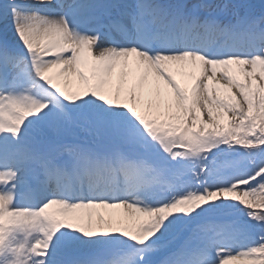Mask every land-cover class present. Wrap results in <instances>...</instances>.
I'll return each mask as SVG.
<instances>
[{
	"label": "snow or ice",
	"instance_id": "snow-or-ice-1",
	"mask_svg": "<svg viewBox=\"0 0 264 264\" xmlns=\"http://www.w3.org/2000/svg\"><path fill=\"white\" fill-rule=\"evenodd\" d=\"M259 9L0 4V264H264Z\"/></svg>",
	"mask_w": 264,
	"mask_h": 264
},
{
	"label": "rangeland",
	"instance_id": "rangeland-1",
	"mask_svg": "<svg viewBox=\"0 0 264 264\" xmlns=\"http://www.w3.org/2000/svg\"><path fill=\"white\" fill-rule=\"evenodd\" d=\"M7 0H0V4H4L6 3ZM232 2H237V0H232ZM247 2L249 3H264V0H247ZM257 6V5H256ZM257 8H259V6H257ZM120 70V71H119ZM117 69L116 70V73L114 74V76L112 77V86L113 88H115L119 82H120V76H119V72H121V69ZM125 72V80L127 81V86L128 87H131L133 83H138V75L139 74H132L130 72H128V70H123ZM178 79H181L182 81H185V82H188L191 80V76L190 74L188 73H185L182 77L181 76H178L177 77ZM83 211H89V210H83ZM94 213H98L100 215H103L105 220L107 221L110 217L114 216V215H119V214H122L123 213V209H109V210H106V211H103L102 213L98 212L97 209H94ZM247 219V218H245Z\"/></svg>",
	"mask_w": 264,
	"mask_h": 264
},
{
	"label": "bare ground",
	"instance_id": "bare-ground-1",
	"mask_svg": "<svg viewBox=\"0 0 264 264\" xmlns=\"http://www.w3.org/2000/svg\"><path fill=\"white\" fill-rule=\"evenodd\" d=\"M120 68H118V70H119ZM120 71V70H119ZM120 74H121V72H119V76H120ZM121 77V76H120ZM106 210H109V209H97V211L98 212H100V213H102L103 211H106ZM89 211H91V212H94V209H90ZM85 212H87V211H85Z\"/></svg>",
	"mask_w": 264,
	"mask_h": 264
}]
</instances>
